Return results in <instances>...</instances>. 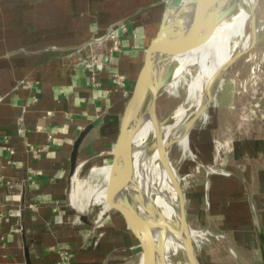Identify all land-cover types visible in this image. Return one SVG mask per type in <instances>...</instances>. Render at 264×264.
<instances>
[{
  "label": "crops",
  "instance_id": "1",
  "mask_svg": "<svg viewBox=\"0 0 264 264\" xmlns=\"http://www.w3.org/2000/svg\"><path fill=\"white\" fill-rule=\"evenodd\" d=\"M165 1L0 0V264H28L27 247L31 264H125L127 255L137 258L139 243L130 231L132 241L123 242L126 225L115 221L120 235L110 237L91 215L94 226L83 222L69 193L91 163H112ZM122 26L113 50L105 37ZM89 56L104 61L96 75L88 69ZM246 129L215 151L214 166L231 174L212 172L193 182L202 190L195 212L187 211L190 226L227 238L196 250L200 264H264V110ZM86 130L72 175L74 145ZM122 210L145 231L138 210Z\"/></svg>",
  "mask_w": 264,
  "mask_h": 264
},
{
  "label": "bare ground",
  "instance_id": "2",
  "mask_svg": "<svg viewBox=\"0 0 264 264\" xmlns=\"http://www.w3.org/2000/svg\"><path fill=\"white\" fill-rule=\"evenodd\" d=\"M200 1L188 0L180 14L179 20L182 24L186 25L192 19ZM220 1L208 0L181 40L164 52L157 73V83L163 81L175 68L168 90L174 91L181 84L185 86V97L165 123L160 121L154 109L150 110L149 116L134 138L133 182L125 190L126 193L131 190L136 204L134 201L133 203L137 207H132L127 200L122 204L139 209L145 231L155 242L164 245L166 254L171 259L174 258L173 264L190 262L183 241L170 232L171 226L177 222L178 200L161 158L162 148L174 142L182 148L184 156L193 155L190 132L196 123L194 117L198 115L206 118L209 104L215 98V89L217 91L221 83L220 81L216 84L214 75L234 57L236 50L249 51L256 43L259 30L257 0H225L219 5ZM249 21L251 29L246 34ZM242 23L246 24L243 26ZM234 25L244 27V30L238 31L239 35L235 34ZM228 35H234L236 39L230 40ZM223 37L225 41L222 43ZM111 168V165H105L96 170V175H103L106 180V185L101 191L91 193L97 203L107 200V181ZM71 198L75 203L74 194ZM107 206L105 205L106 208ZM83 208H80V211H83ZM192 235L194 237V231ZM136 264H144L142 255Z\"/></svg>",
  "mask_w": 264,
  "mask_h": 264
},
{
  "label": "rangeland",
  "instance_id": "3",
  "mask_svg": "<svg viewBox=\"0 0 264 264\" xmlns=\"http://www.w3.org/2000/svg\"><path fill=\"white\" fill-rule=\"evenodd\" d=\"M258 12L259 20L264 21V0H259ZM251 20L253 21V17H251ZM242 24L244 26L246 23ZM234 26L233 31L235 34L239 35L238 31L244 30V27L241 28L239 25ZM250 29L251 22L249 21L246 27V34L249 33ZM228 38L234 41L236 36L228 35ZM256 40L255 45L247 51L248 53L246 52L238 57L224 73L219 88L215 93V98L209 104L206 118H197L190 132V144L193 155L187 154L184 156L182 148L177 144L170 150L171 159L182 176L183 190L186 202L188 203V215L195 212L194 209L198 207L197 201L199 200L200 191L202 190L200 185L194 184L195 181L198 182L201 178L210 176L212 172H219L224 176L231 174L227 169H218L214 166V162L217 161L216 158H214L217 147L223 146L228 137L241 136L244 134L243 130L249 128L252 123L255 122L256 118L259 117L260 113H263L264 27L260 32L258 30ZM224 41L225 38L223 37L222 43ZM237 53L238 50L234 52V56H236ZM171 81L161 91L157 101V112L161 120L167 119L182 103L185 97V86L181 84H179L174 91L168 90ZM244 126L246 127L244 128ZM213 145L216 147L215 149H213ZM218 158L220 162L223 156L218 155ZM95 164L96 163H91L76 176L70 189L69 203L78 214H87L94 217V220L98 219L99 229H101V231L107 229L108 236L119 237L120 233L113 228L114 222L118 221L120 224H125L115 212L109 211L105 207V205H108L107 200L97 203L94 196L91 194H94V191L95 193L101 191L106 185L104 176L96 175V170L100 168V166ZM103 166L105 165H101V167ZM206 182L205 187L209 185V180ZM73 194L75 196V203H73L71 198ZM208 194H210V191L205 195L207 207L210 205ZM126 200L131 206H136L133 203L134 197H132L131 190L128 192ZM104 207L105 212H103ZM80 208H83V211H80ZM136 210L139 211V209ZM191 228L195 231L194 238H197L196 250L198 254L203 251L202 248L204 247V243L206 246H209L213 239H217L213 235L215 233L208 235V231L205 227L194 226ZM129 231L128 229L122 230V234L125 237L123 240L124 243L128 242L127 237L129 241L131 240L128 234L130 233ZM96 233L99 232L97 231ZM221 234L222 233L215 234V236L219 238ZM122 253V256L125 258L126 255L123 251ZM141 255V248L137 246V258L133 257V259L130 260V256L127 255L126 258L128 260L125 264H136Z\"/></svg>",
  "mask_w": 264,
  "mask_h": 264
},
{
  "label": "water",
  "instance_id": "4",
  "mask_svg": "<svg viewBox=\"0 0 264 264\" xmlns=\"http://www.w3.org/2000/svg\"><path fill=\"white\" fill-rule=\"evenodd\" d=\"M187 2L188 0L165 1V9L160 27L146 49L141 70L138 74L131 96L123 114L120 131L113 149V161L111 163L112 168L107 181V209L109 211L115 212L137 239L141 248L144 264H173L174 258L171 259L170 256L166 254L163 247L164 245H160L158 242H155L149 233L142 230L137 224L134 223V221H132V219L126 216L122 210V204L126 200L128 194V191L126 193L125 190L126 188L128 189L133 182L132 149L134 138L149 116L150 110L154 109L158 116L157 101L159 95L173 78L175 68L164 77L163 81L157 83V73L159 71L162 59L164 58V52L167 48L175 46L178 41L181 40L183 34L187 31L200 12H202L208 0H201L199 2L194 16L188 21L186 25H184V23H181L179 18ZM224 2L225 0H221L219 5ZM256 2L258 5L259 0ZM259 21L260 32L264 27V21ZM245 53L246 52H238L236 56L231 58L218 71V73L214 75L213 80L215 79L216 84L220 83L224 73L237 60V58ZM168 118L163 120L160 118L159 119L162 123H165ZM194 118L195 123L198 115ZM87 131L88 130L84 131L79 136L74 145L71 159L72 175H74L78 168V155ZM174 145V142L166 144L163 146V151L161 153L162 161L166 165L178 200L177 222L175 225L171 226L170 232L171 235H176L183 241L190 264H200L196 253L194 237L192 235L194 229L191 228L188 222L186 198L182 185V176L178 168L174 165L170 156V150ZM80 218L83 222L94 226L87 214H82ZM262 248L264 250V238H262ZM26 259L27 263L31 264L28 247L26 248Z\"/></svg>",
  "mask_w": 264,
  "mask_h": 264
},
{
  "label": "built area",
  "instance_id": "5",
  "mask_svg": "<svg viewBox=\"0 0 264 264\" xmlns=\"http://www.w3.org/2000/svg\"><path fill=\"white\" fill-rule=\"evenodd\" d=\"M125 27H119V28H114L108 35L105 37V40L108 42L112 43V48L113 50H117L119 47V42L122 37V33L124 32ZM105 40H100V44H102L103 41ZM104 61H102L98 56H89L87 57V66L88 69L90 70L93 75H96V72L101 70L103 68ZM121 79L122 76L119 75L118 79ZM63 262L68 259L67 255L63 257Z\"/></svg>",
  "mask_w": 264,
  "mask_h": 264
},
{
  "label": "flooded vegetation",
  "instance_id": "6",
  "mask_svg": "<svg viewBox=\"0 0 264 264\" xmlns=\"http://www.w3.org/2000/svg\"><path fill=\"white\" fill-rule=\"evenodd\" d=\"M207 231H208V235H212L213 233H215V234H220V233H216V232H214V231H212L211 229H209V228H205ZM215 234H213L214 235V237L215 238H217V239H213V241L215 240L216 242H220V241H224L225 243H226V236L222 233L221 234V236L218 238L217 236H215ZM211 243V242H210ZM232 253V252H231Z\"/></svg>",
  "mask_w": 264,
  "mask_h": 264
}]
</instances>
